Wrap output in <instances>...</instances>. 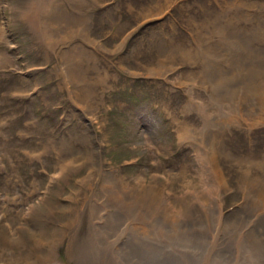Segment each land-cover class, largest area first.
<instances>
[{
	"label": "rangeland",
	"instance_id": "obj_1",
	"mask_svg": "<svg viewBox=\"0 0 264 264\" xmlns=\"http://www.w3.org/2000/svg\"><path fill=\"white\" fill-rule=\"evenodd\" d=\"M237 37L264 52V0H0V264H264V88L220 95Z\"/></svg>",
	"mask_w": 264,
	"mask_h": 264
},
{
	"label": "bare ground",
	"instance_id": "obj_2",
	"mask_svg": "<svg viewBox=\"0 0 264 264\" xmlns=\"http://www.w3.org/2000/svg\"><path fill=\"white\" fill-rule=\"evenodd\" d=\"M235 4H237V3H235ZM240 4V3H239ZM257 4V3H256ZM227 6V5H226ZM229 7H231L230 5H229ZM233 8V7H232ZM238 10V8L236 9V11ZM260 10V9H259ZM262 10V9H261ZM36 12V11H35ZM163 12V11H162ZM238 12V11H237ZM36 14H37V12H36ZM36 14L34 15V19L36 20ZM50 15V14H49ZM57 15L58 16H60V17H58V20H55L56 22H58V23H56V24H59L60 25V27L63 29V27H64V25H65V23H63L62 22V16H63V14L61 13V12H59V11H57ZM247 15V14H246ZM45 17V16H44ZM50 17V16H49ZM255 17V16H254ZM54 18V17H53ZM208 19V18H207ZM215 19H219V17L218 16H215V17H213V18H211L210 19V23H211V21H214ZM247 19H250L248 16H247ZM206 25H208L209 24V21L208 20H206ZM44 23V22H43ZM49 25V22L48 21H46V27ZM44 26H45V23H44ZM68 25H67V23H66V25H65V27H67ZM209 26V30H211V31H213L216 35H218L219 34V32H217L218 30L216 29V26L215 25H208ZM255 27V26H254ZM203 28H206V27H203ZM42 29V28H41ZM67 29H68V27H67ZM207 29V28H206ZM254 29H256L257 30V28H254ZM56 30V29H55ZM209 30H207V31H209ZM44 31V30H43ZM198 31V30H197ZM202 31V30H201ZM50 32H51V30H50ZM44 33H46V35L49 33V31H47V29H46V31L44 32ZM44 33H41V38H42V40H45V41H47V40H49V41H51V40H53V42L55 41V39H54V37H51V38H48V37H50V36H48L47 35V37H42L43 35H44ZM208 33V32H207ZM53 34H56V33H54L53 32ZM210 35V34H209ZM257 35H259V38H260V34H257ZM68 36V35H67ZM212 40V39H211ZM48 42V41H47ZM52 42V41H51ZM56 42V41H55ZM247 42L250 44V45H248L247 44ZM57 43V42H56ZM202 44H204V43H202ZM205 45H207V44H205ZM244 48H243V47ZM52 48V47H51ZM235 48H237V50H238V48H242L244 51H248V50H250L249 51V55H250V62H247V61H249L248 60V55L247 56H245V58H246V60L243 62V61H239V62H236V63H230V66H228L229 68H230V71H229V73L227 74V75H225L224 76V80H223V82H222V85L220 86V95L222 96V95H224V96H235V95H237L239 92H241L240 90H242V89H240V84H245L246 85V88H247V90L249 91V92H251V93H253V92H257L258 90L260 91V90H262L263 88H264V80H263V77H264V75H262V68H261V63L263 64V60H264V52H260L259 54H255L253 51H251L252 50V46H251V41L248 39V38H245V40H242L241 38H239V37H237L236 38V40H232L230 43H229V45L225 48V53H226V50H231L232 52H230V53H233L234 52V50H235ZM53 49V48H52ZM222 49H224L223 47H222ZM214 50V49H213ZM210 52V51H209ZM94 53V52H93ZM213 53V52H212ZM210 54L209 56H206V54H204V55H202V56H204V62H205V66L208 68V67H210L211 69H212V75L210 74V71H208L206 74H207V76L208 75H211V78L208 76V78H210L211 80V82H213V84L210 82V81H207L211 86H212V88H211V90H212V93H213V91H214V93H213V96H215V94H216V91H218V84H219V81H220V79H219V77H220V75L221 74H223V73H225V71H222L221 73H218V72H216L215 70H213V68L215 67V64L214 63H216L217 64V62H216V60H215V57H214V55L213 54ZM221 53V52H220ZM219 53V54H220ZM209 54V53H208ZM225 57H226V59H227V56L226 55H224ZM207 57V58H206ZM234 57L235 58H237V55H235L234 54ZM62 58H64L65 60H67L66 58V55H65V57L64 56H62ZM239 59V58H238ZM228 61H229V59H227ZM214 63H213V62ZM221 62V61H220ZM66 62H64V64H65ZM204 64V63H203ZM220 66V65H219ZM81 67V66H80ZM222 67V66H221ZM67 68H68V65L66 66V70H65V72L67 71ZM206 68V69H207ZM229 68H225V69H229ZM245 68V70H244V72H243V70L242 69H244ZM209 70V69H208ZM261 70V71H260ZM69 71V70H68ZM67 71V72H68ZM70 73V72H69ZM214 74V75H213ZM264 74V73H263ZM67 75H68V73H67ZM66 75V76H67ZM70 76V75H69ZM214 76H216V78L214 77ZM73 79V78H72ZM196 79V78H195ZM242 86V85H241ZM258 90H257V89ZM245 89V88H244ZM243 89V90H244ZM264 91V90H263ZM245 93V92H244ZM244 93L242 92L241 94H242V96L244 95ZM248 93V92H247ZM263 93V92H262ZM240 94V93H239ZM249 95V94H248ZM241 96V95H240ZM264 96V95H263ZM245 97H247V96H245ZM214 98V97H213ZM235 98H236V96H235ZM235 98H233V99H235ZM248 98V97H247ZM264 98V97H263ZM260 99V98H259ZM257 101V100H256ZM260 101V100H259ZM220 102V101H219ZM261 102V101H260ZM235 103V102H234ZM248 105V104H247ZM235 108V107H234ZM239 108V107H238ZM244 108H245V106H244ZM261 108H263V110H264V105H262L261 104ZM253 109V108H252ZM257 109V108H256ZM259 109V108H258ZM251 111H253V110H251ZM222 112V111H221ZM225 112V111H224ZM255 114H257V113H255ZM241 115V114H240ZM253 115V114H252ZM228 116V115H227ZM231 116V115H230ZM248 116V115H247ZM257 116L258 117H262L263 116V114H262V112L261 113H259V114H257ZM254 118V117H253ZM215 119V118H214ZM220 119H221V117H220ZM258 119V118H257ZM260 119V118H259ZM250 123V122H249ZM210 125V124H209ZM207 126V125H206ZM208 128H206V130H207ZM211 151V150H210ZM216 151V150H215ZM212 152V151H211ZM216 153V152H215ZM212 154V153H211ZM210 160V159H209ZM217 161V159H214V157H212V160L210 161L213 165H216V162ZM262 164V163H261ZM253 184V183H252ZM261 184V183H260ZM246 186V185H245ZM251 186V185H250ZM240 187V186H239ZM248 187V186H247ZM252 187V186H251ZM255 187V186H254ZM242 188V187H241ZM243 190V189H242ZM262 190H264V182H263V187H262ZM262 192V191H261ZM127 193V192H126ZM144 193V192H143ZM139 194V196H142V197H144V194ZM244 193H245V191H244ZM263 193V192H262ZM252 194L253 193H251V196H252ZM263 195H264V193H263ZM138 196V197H139ZM248 196V195H247ZM148 198H149V196H148ZM253 198H254V196H253ZM140 199H142V198H140ZM150 199V198H149ZM255 199V198H254ZM246 200V199H245ZM256 200H259L258 202L260 203V205L262 204L263 206H264V200L262 199V198H258V199H256ZM150 201V200H149ZM263 201V202H262ZM140 203L142 204L143 202H141L140 201ZM152 203V202H151ZM258 203V204H259ZM143 206H142V208L144 209V210H147V208H148V206H149V203H148V200H147V198H146V200L144 201V203L142 204ZM262 207V206H261ZM263 208V207H262ZM147 212H153L152 210H149V211H147ZM43 259V258H42ZM46 259H43V261H45Z\"/></svg>",
	"mask_w": 264,
	"mask_h": 264
}]
</instances>
